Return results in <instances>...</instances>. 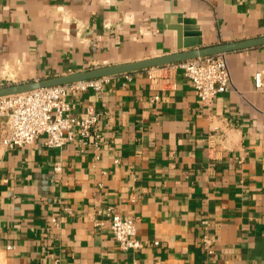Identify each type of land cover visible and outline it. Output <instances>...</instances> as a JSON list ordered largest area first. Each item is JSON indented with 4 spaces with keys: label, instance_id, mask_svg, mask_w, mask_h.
I'll list each match as a JSON object with an SVG mask.
<instances>
[{
    "label": "crops",
    "instance_id": "0c3cea01",
    "mask_svg": "<svg viewBox=\"0 0 264 264\" xmlns=\"http://www.w3.org/2000/svg\"><path fill=\"white\" fill-rule=\"evenodd\" d=\"M260 36L264 0H0V80ZM223 54L231 84L208 105L176 63L69 91L75 116L98 113L93 142L7 148L0 122V264H264V45Z\"/></svg>",
    "mask_w": 264,
    "mask_h": 264
},
{
    "label": "built area",
    "instance_id": "2783aa9c",
    "mask_svg": "<svg viewBox=\"0 0 264 264\" xmlns=\"http://www.w3.org/2000/svg\"><path fill=\"white\" fill-rule=\"evenodd\" d=\"M182 74L189 80L199 101L210 104L230 84V72L223 53L196 57L176 62ZM126 74V77H130ZM110 76H101L82 81L39 87L33 90L0 96V122L4 125L1 144L7 148L31 143L40 136L51 148H61L67 142L79 138L83 143L99 139L96 122L98 113L87 107L85 116H75L67 101L69 91L93 89L102 91ZM255 84H260V75H255ZM55 163L54 170H59ZM109 227L114 239L122 249H137L142 243L136 238V220L129 215L106 209ZM53 223L55 218H51ZM204 232L201 244L205 251L213 253L214 245L208 221L202 220Z\"/></svg>",
    "mask_w": 264,
    "mask_h": 264
},
{
    "label": "water",
    "instance_id": "95a60500",
    "mask_svg": "<svg viewBox=\"0 0 264 264\" xmlns=\"http://www.w3.org/2000/svg\"><path fill=\"white\" fill-rule=\"evenodd\" d=\"M256 45H264V36L238 42L217 43L209 46L187 49L184 51L168 53L165 55L149 57L135 61L101 65L71 73L53 75L41 79L23 80L11 83H3L0 80V96L25 92L39 87L61 85L90 78L127 73L148 67L176 63L191 58L203 57L217 53H225Z\"/></svg>",
    "mask_w": 264,
    "mask_h": 264
},
{
    "label": "rangeland",
    "instance_id": "374dc122",
    "mask_svg": "<svg viewBox=\"0 0 264 264\" xmlns=\"http://www.w3.org/2000/svg\"><path fill=\"white\" fill-rule=\"evenodd\" d=\"M11 82H17V81H11V80L3 81V83H11Z\"/></svg>",
    "mask_w": 264,
    "mask_h": 264
}]
</instances>
